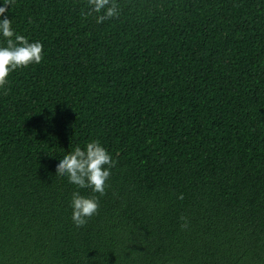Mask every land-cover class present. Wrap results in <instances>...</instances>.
I'll return each mask as SVG.
<instances>
[{"label": "trees", "instance_id": "1", "mask_svg": "<svg viewBox=\"0 0 264 264\" xmlns=\"http://www.w3.org/2000/svg\"><path fill=\"white\" fill-rule=\"evenodd\" d=\"M117 3L12 6L43 58L0 91V264H264V0ZM92 139L116 163L77 228L55 164Z\"/></svg>", "mask_w": 264, "mask_h": 264}, {"label": "clouds", "instance_id": "2", "mask_svg": "<svg viewBox=\"0 0 264 264\" xmlns=\"http://www.w3.org/2000/svg\"><path fill=\"white\" fill-rule=\"evenodd\" d=\"M16 0H0V91L7 92L9 75L13 71L39 64L43 58V45L39 40H29L18 33L10 18L12 6ZM88 13H96L95 22L101 24L119 16L117 0H86ZM116 161L110 152L96 139L86 142L83 147L75 145L56 160V176L66 177L67 182L75 186L71 193V220L79 228L89 218L97 214L99 198L103 195L108 178ZM80 189L90 190L82 193ZM183 198L182 194L178 197ZM182 229L188 227L186 218L181 217Z\"/></svg>", "mask_w": 264, "mask_h": 264}]
</instances>
